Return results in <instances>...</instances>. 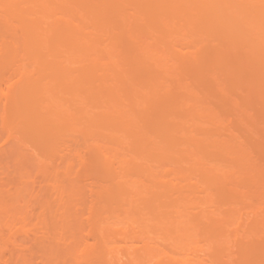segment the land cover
Returning a JSON list of instances; mask_svg holds the SVG:
<instances>
[{
    "label": "rangeland",
    "instance_id": "rangeland-1",
    "mask_svg": "<svg viewBox=\"0 0 264 264\" xmlns=\"http://www.w3.org/2000/svg\"><path fill=\"white\" fill-rule=\"evenodd\" d=\"M116 1L56 0L63 10L74 9L70 11L71 14H68V16L65 14L70 12L65 13L62 9L60 10L59 7H56L57 3L54 0L53 15L50 14L49 18H46V25H43L44 28H42L45 33L44 54L42 53L43 50L37 48L38 45H35L33 34L29 31L30 29L28 30L26 20L29 19L27 17L23 18L24 16L18 15V13L14 12L17 15L13 13L14 9L8 7V5L13 6L14 2H9L7 5L0 0V264H181V262L184 264V260L187 261L185 264H264V96L262 94L258 95L264 90L263 88L261 92L259 91L262 86L264 87V62L263 65H261L262 62L261 64L258 62L253 66L248 63L251 53L248 46V51L244 48H247L245 47L247 43L255 39L252 34L253 39L250 38L249 41L247 37L249 38L251 35L245 33L246 36L242 32L243 25L236 20V8L242 4V0H193L191 3L192 8L198 9L196 11L199 13L193 9L190 13L191 15L193 12V15L185 17V21L182 19L183 21L179 22L180 25L176 23L179 27L177 29V26L174 27V36L168 39L174 40L173 42L171 40V46L168 44L170 43L167 42L168 40L164 41L159 36L157 38L156 33L158 32L156 29L158 30L157 26H162V24L160 25L161 19L159 12L154 9V13L150 11L152 7L147 4L149 1ZM212 3H214L213 7H211ZM79 4H83V8L85 6L84 11L83 9L77 10L78 7L81 8ZM74 6H78L76 12ZM92 7L96 9L94 10ZM119 7L122 13H119L121 12ZM55 9L59 11L55 13ZM60 11L64 13L62 14ZM120 14H124L125 21L127 17L132 18H128L130 25L134 24L130 30L133 33V29L137 28V31H139L137 35L132 36L129 29V34L126 33L125 25L127 21L124 25L123 17ZM83 15L87 16H84L87 21L83 18L82 24L80 23L82 25L81 30H79L80 25L78 22L81 21L80 18L82 17L80 16ZM259 15L262 16L261 12ZM193 16L195 19L199 18L193 21ZM190 17H192V21L189 20ZM200 17H204L203 20L206 19L207 21H202ZM64 18L68 19L65 20ZM93 18H97V21L101 19L98 22H103V25L97 21L96 23L102 25L103 29L106 28V23L109 24L108 21H113L109 24L113 23L112 27L107 26L103 30L99 25L96 26L93 23ZM134 18L136 20H133ZM262 18L264 20L263 16ZM208 20L213 21L208 22ZM156 21L158 23L155 24ZM52 22H58V24L53 26L55 23ZM73 23L78 25L77 30L83 35H90L94 38L100 35L102 41L99 42L101 45H98L97 51L91 50L92 52H88L87 56L89 57L82 59L83 61L77 60V63H70V66L68 65L72 76L76 78L77 72H86L88 75V67L94 65L92 59H98V61L101 59L99 62L101 64L96 69L99 68L98 70H100V67L102 69L97 70L98 72H92L94 74L91 75L92 80H94V76L96 77V81H94L97 85L92 83L90 78V81H88L86 75L80 77V83H78L80 89L78 91L81 92V95L80 92L79 95H74L71 81L69 84H65L66 87H64L65 85H60L61 87L56 85L54 88L56 93L53 92L62 104L60 110L63 114L60 115L70 113L68 118L73 120L72 114L82 115L84 112L94 114L98 110L103 114L105 103L102 93L104 91L101 94L99 93L104 89L102 84L105 80L102 81L101 77H104V72H110L109 76L106 77L108 80L109 77L113 80L115 78V80L113 82L110 79L109 82L107 81L108 83L105 81L107 85L115 82L121 83L120 81H122L118 85L119 89L117 91L119 96L117 99L119 100L116 99L117 106H119L117 108L120 109V112L123 109L125 110L120 114L121 119L123 118L122 120L126 121L127 127L132 122L130 117L134 121L136 120L135 123H132L131 128L137 130L133 129L134 133L138 132L137 136L140 135L139 137H134L136 134L132 137L131 134L132 138H127L128 134L124 133L127 129L126 124L124 127L112 126L113 133L110 135V132L99 130L97 132V129L88 128L78 122H76L78 124H73L72 121L71 125L66 123L65 126L64 123L55 118L53 119L58 122H53L52 118H50L52 122L50 120L49 122L47 117H45L47 120L42 119L41 121L43 115L41 112H43L44 107L42 103L45 94L40 86L39 90L35 89L36 96L30 92L32 100L31 97H28L27 94L30 93H27L26 88H36L33 84L36 85L38 80L39 83L44 77L55 75L54 73L59 69V64H56L51 54L52 50L55 51L57 48L54 41L57 42L59 38H64L70 33L75 34L76 29L74 28H76V25L74 27ZM116 23L122 29L116 27ZM204 23L207 26L212 23L213 28L210 27L213 31L209 30L205 34V29H202L205 27ZM236 24L238 25L236 26ZM150 25L153 27L150 28L151 33L155 29L156 38L147 30ZM197 26L200 28L198 29ZM57 27L59 28L57 29ZM117 28L122 32L124 30L123 33L121 32L122 35L124 34L121 35L122 39H128L129 41V38H131L132 43L131 41L129 42L131 44L128 43L131 46L141 39L142 34L148 36H146L148 40L143 37L142 41H139L142 45L139 43H137L138 46L136 45L135 51L140 46L141 48L137 52H142L143 55L146 47L143 51L141 49L144 45L147 46L146 44L149 43L148 46L150 45L149 47L152 48L153 41V47L155 43H158L160 47L163 44L164 49H160L165 50L164 57L168 59L164 57L161 59L168 60L167 67L163 68L166 71H163L161 65L166 61H160L159 68L157 64L155 66L152 64L153 61L150 63L153 68H158L155 73L158 81L155 78V80L151 79V83L156 81L155 88L160 86L158 91L154 88L158 94L153 89L152 92L155 94H151V92L148 95V87L145 86L150 83L146 80L149 81L152 78L150 72L147 74L149 68L148 61H145L147 59H144L145 62L135 63L136 57L132 52L135 48L132 46L134 48L132 49L128 45L127 47L126 45L123 46L124 41L121 45L122 40L118 37L121 33ZM26 30H28L30 41L26 38ZM102 30L105 35L107 34L106 36ZM243 31L246 32V30ZM109 35L110 37H108ZM29 36L27 35V37ZM46 36L49 38L47 39ZM98 38L100 37L95 39L98 40ZM158 39L159 41L155 42ZM103 42L105 45L108 43L111 48H108L107 45L104 46ZM126 42L127 40L125 44H127ZM160 43L162 44L160 45ZM102 45L106 50L101 48ZM120 45L125 47L126 50L129 48L128 51L130 50L131 54L129 52L127 56L128 51L126 52L124 49L121 52L122 47ZM159 46H157L158 49ZM151 48L147 50L151 51ZM153 50L151 52L153 57L161 52L157 50L155 55ZM169 50L172 53L167 54ZM163 51L161 54H164ZM145 53L147 55V51ZM124 54L128 58L132 55L131 57H134V59H128ZM151 55L147 58L152 59ZM253 56L255 57V55ZM118 58L121 61L116 60ZM108 61L111 62L108 63ZM88 63L91 64L88 65ZM84 64H86L85 68H88L87 70L83 67ZM131 64L133 67L130 68ZM115 65L125 78L119 77L117 79L119 72L116 71ZM138 66H141L139 67L140 70H138ZM62 67H64V64ZM246 67H248V70L245 69ZM78 68L81 71L77 70ZM132 68L133 73L129 72ZM150 68V70L153 69ZM102 70H104L103 73L99 74ZM238 73L239 75H237ZM24 74L28 76L27 81L23 80ZM258 74L263 75L262 80H259L260 77L258 79ZM130 76H134V79ZM74 81L77 80L74 79ZM123 81L126 84L128 82L127 85L131 86L129 89L131 88L133 96L135 95L133 93L135 87L141 89L140 94L142 93L145 101L138 95L139 100L133 102L132 94L127 93L126 90L131 91L126 88L128 86L124 85ZM97 86L100 91L96 90ZM140 86L143 87L140 88ZM24 87L26 88L22 89ZM124 89L127 94L124 93ZM17 90H20L21 96ZM32 90L34 91V88L29 91ZM164 91L170 92L169 95L167 92V95H163ZM135 93H138V91ZM18 94L21 98L20 101ZM99 96L101 97L99 98ZM99 103L104 107H100ZM120 104H123V107ZM100 108L104 109L101 110ZM187 110L194 113H188ZM195 110L197 111L196 114ZM39 111L40 113H38ZM171 111L175 116L182 115V117L177 119ZM127 115L129 120H127ZM169 115L171 116L170 119L168 118ZM191 115L193 119L190 118ZM63 118L65 117L62 116L61 120H65ZM68 118L66 117V120ZM165 119H168L167 123ZM177 120L188 121V124L184 125L183 123L182 125L183 127L189 126L190 130L192 129V126L190 127L192 122L199 126L193 125L197 128H195L196 130L199 129L202 135L192 129V132H188V136L190 135L189 137L193 139L194 143L197 142L199 148L203 146L201 150L199 149L201 152H197L198 149L196 148L197 151L193 150L195 153L192 154L194 145L185 132L182 133L181 130L180 133V128L183 129L182 125L178 130V126L175 128L177 134L174 133L178 136L175 135L176 139L170 138L169 132L166 133L165 129L170 130L171 133L174 131H171L170 128L178 123ZM37 121L38 124L44 122L40 124L43 127L44 125L46 127L50 126L49 129L47 128L46 131L39 128L40 125H37ZM46 121L48 122L47 125ZM85 127L87 128L85 129ZM122 127L123 130L118 129ZM137 127H140L139 129L142 131L139 132ZM87 129L93 133L88 132ZM205 131L210 133V137ZM94 132H96L97 137ZM106 133L109 137H106ZM149 135L150 137H148ZM172 135L174 134L172 133ZM203 135L210 138L208 140L205 137L208 141L214 140L215 146L211 145V141V144L207 143L206 139H204L205 143L201 142L202 140L198 141L203 139ZM175 136L173 137L175 138ZM164 137L165 140H163ZM150 138L151 140L156 139V142L159 139V143H154L153 140L152 143L148 140ZM197 138L198 140L194 141ZM149 141L151 142L150 148L153 149L151 152L146 147L149 148ZM136 142L138 143L136 144ZM174 142L178 143L176 148L173 145L174 149L177 150H173V147L170 149L171 144ZM162 143L164 147L167 146L165 147L166 151L169 149L167 152L164 151L165 148L162 149ZM143 144L145 145L142 146ZM217 144L226 145L225 147L229 148L228 152L225 151L226 149H217ZM169 145L171 146L169 147ZM156 146H159L158 150ZM101 149L105 152L101 153ZM99 154H105V162H102L104 160ZM126 171L127 173H125ZM207 176L210 178L208 179L210 184L206 181ZM116 177L120 179L117 183H115L117 181ZM216 178L219 180L217 181ZM126 179L128 180L127 184L125 183ZM119 182L120 186L118 185ZM113 184H115L114 187ZM117 187L118 190H116ZM230 187L235 192H232L233 190ZM125 188L129 194L126 193ZM129 188H132V190ZM151 188H154V190H151L153 197L150 199V195H152ZM130 191L134 194H131ZM230 191L236 195H230ZM104 192H108L107 195H103ZM164 194L169 200L168 203H172V209H169L171 207H164L170 210H166L170 212V218L167 217L169 220L163 218L169 214L167 213V215L165 209L160 207L164 203L161 202L162 199L164 201ZM229 195L231 198L235 197V199H228ZM157 196L161 198L159 199ZM146 197L148 201H145L147 200ZM153 198L157 202H152ZM142 201L149 203L148 209H144ZM152 203L153 205L158 203V209L155 208L156 204L151 207H153L154 212L159 210L158 213L161 214L160 220L162 221L156 218V216L159 217L158 213L154 215L155 219L152 214L148 213ZM160 208L164 209L166 215L162 216L163 211ZM150 212L152 213L153 210ZM215 222L222 225V228L220 225L216 226ZM217 228L221 229L219 230V236H217L218 241H216V234H213L217 233ZM223 228L224 231H222ZM222 232H224V235L221 234ZM221 247L223 248L220 249Z\"/></svg>",
    "mask_w": 264,
    "mask_h": 264
},
{
    "label": "bare ground",
    "instance_id": "bare-ground-1",
    "mask_svg": "<svg viewBox=\"0 0 264 264\" xmlns=\"http://www.w3.org/2000/svg\"><path fill=\"white\" fill-rule=\"evenodd\" d=\"M2 1H4V3H6L7 5L9 4V2L11 3V2H14V4H13V6H11V4H9L8 5V7H12L13 9H14V11H13V13L15 12V13H18V15H22V16H24L23 18H25V17H27V19H29L28 21L26 20V22H28V30L33 34V37H34V42H35V45L37 46V48L38 49H41V50H43L42 51V53H44L45 54V52H44V50H45V40H44V37H45V33H44V29L42 30V28H44L43 27V25L45 26L46 24H45V20H46V18L50 15V14H52L53 12L52 11H54V8H53V5L55 4V3H57L56 2V0H55V3L53 2L54 0H2ZM7 1V2H6ZM62 1V0H61ZM95 1V0H94ZM97 1H99V0H97ZM111 1V0H110ZM114 1V0H113ZM118 1V0H117ZM116 1V2H117ZM140 1V0H139ZM144 1V0H143ZM149 1V2H148ZM192 1L193 0H147V4H149L151 7H152V9H150V11H153V9L155 10V11H157V12H159V16H160V21H161V23H160V25L162 24V26H157L158 27V30L156 29V31L158 32V33H156L155 32V29H153L154 31L151 33V29L150 28H153V27H151V25H150V27L148 28L147 27V30H149L150 31V33L151 34H153L155 37L154 38H156V35H157V38H158V36H159V38L160 39H162V40H168L171 36H174L173 35V33H175V32H173V31H175V29H174V27H176L177 26V24L176 23H179V22H181V21H183L182 19H184L185 17H187V16H189L190 15V13H191V10H193L194 8H192L193 7V5L191 4L192 3ZM212 1V0H211ZM90 2V1H89ZM122 2H125V1H123L122 0ZM137 2H138V0H137ZM54 3V4H53ZM93 3V2H92ZM112 3V2H111ZM233 3V2H232ZM235 3V2H234ZM77 4V3H76ZM87 4V3H86ZM99 4H100V2H99ZM102 4V3H101ZM104 4V3H103ZM102 4V5H103ZM114 4H115V2H114ZM116 4H118V3H116ZM123 4V3H122ZM208 4H210V3H208ZM15 5V6H14ZM58 5V6H57ZM57 5H56V7H59L60 8V10L62 9L63 10V8H61L60 6H59V4L57 3ZM73 5V4H72ZM80 5V4H79ZM83 4H81L80 6H81V8H79L78 6V9H77V7H75V12L78 10L79 11V9H83V11H84V9H85V6H84V8H83V6H82ZM119 5H121V4H119ZM205 5H207V4H205ZM213 5H214V3H212V6L211 7H213ZM238 5V4H237ZM68 6V5H67ZM94 6V5H93ZM118 6V5H117ZM147 6V5H146ZM201 6H202V4H201ZM239 6V5H238ZM237 6V8H236V14H237V16H236V20H237V22H239V23H241L242 25H243V30H246V32H244L243 30H242V32L245 34V33H248L249 35H251V37H247V39L250 41L251 39H253L252 37L254 36V41H250L249 43H247V42H245V43H247V45L245 46V44H244V46L245 47H249V51H250V55H251V57H250V55H249V57H250V60H249V58H248V60H249V62L248 61H246V62H248V63H250V65L252 64V66H253V64H255V63H258V62H260L259 64H261V62H262V64L261 65H263V62H264V20H263V18H262V16L264 17V0H242V4L238 7ZM64 7V6H63ZM122 7H124V6H122ZM210 6L208 5V8H209ZM87 8V7H86ZM93 8V7H92ZM129 8V7H128ZM132 8V7H131ZM197 8H198V6H197ZM10 9V8H9ZM12 9V10H13ZM58 9V8H57ZM77 9V10H76ZM91 9V8H90ZM94 10L96 9V8H93ZM92 9V11L93 12H95L94 10ZM206 9V8H205ZM68 10V9H67ZM63 10V11H65V13L66 12H70V11H72V10H74V9H72V10ZM106 10V9H105ZM125 10V9H124ZM133 10V9H132ZM195 10V9H194ZM196 10H198V9H196ZM195 10V12H197ZM57 11H59V10H57ZM57 11H56V9H55V13H57ZM82 10H81V12H83ZM119 11H121L120 10V7H119ZM127 11V10H126ZM257 11V12H256ZM11 12V11H10ZM61 12V11H60ZM138 12H140V11H138ZM206 12V11H205ZM209 12V11H208ZM260 12H261V14H262V16L261 15H259L260 14ZM14 13V14H15ZM54 13V14H55ZM62 14L64 13V12H61ZM73 13H74V11L72 12V15H73ZM119 13H122V11L121 12H119ZM127 13H129V12H127ZM134 13V12H133ZM141 13V12H140ZM153 13H154V11H153ZM197 13H199V12H197ZM258 13V14H257ZM70 15L71 14V12L70 13H67V14H65V15ZM81 14V13H80ZM84 14H85V12H84ZM96 14V13H95ZM97 14H98V11H97ZM96 14V15H97ZM194 13L192 12V14L191 15H193ZM255 14H257V16H255ZM15 15H17V14H15ZM53 15V14H52ZM64 15V16H65ZM68 15V16H69ZM71 15V16H72ZM77 15H78V12H77ZM82 15V14H81ZM123 18H122V21H123V23H124V25H125V23H126V21H127V23L129 24V28H128V24L126 23V25H125V31L127 30V34H129V31H128V29L130 30V28L132 27V25H134V24H132V25H130V18L129 17H127V20L125 21V18L126 17H124L122 14H120ZM131 15V14H130ZM190 15V16H191ZM195 15H197V14H195ZM202 15V14H201ZM87 17L86 15H83V16H80V17H82V18H80L81 19V21L79 20V30H81V24H82V20H83V18L86 20L87 18H85V17ZM152 16H154V15H152ZM198 16V15H197ZM207 16V15H206ZM261 16V18H262V21H261V18H259ZM96 17H98V16H96ZM105 17V16H104ZM211 17H213V15H211ZM233 17V16H232ZM49 18V17H48ZM129 18V19H128ZM151 18V17H150ZM193 18H194V16H193ZM199 18V17H198ZM197 18V19H198ZM200 18H202V17H200ZM65 19V18H64ZM68 19V18H67ZM67 19H65V20H67ZM97 19V18H96ZM95 18H93L92 20H94L93 21V23H95L96 24V26H98L99 24H97L96 23V20ZM132 19V18H131ZM143 19V18H142ZM188 19V18H187ZM192 19V17H190L189 18V20H191ZM197 19H192L193 21H196ZM204 19V17L202 18V21H207L206 19L205 20H203ZM209 19V18H208ZM215 19V18H214ZM84 20V21H85ZM103 20V19H102ZM121 20V19H120ZM120 20H119V22H120ZM128 20H129V22H128ZM133 20H136L135 18L133 19ZM132 20V21H133ZM151 20V19H150ZM188 20V21H189ZM191 20V21H192ZM232 20V19H231ZM47 21V20H46ZM87 21V20H86ZM85 21V22H86ZM98 21H101V19L100 20H98ZM97 21V22H98ZM115 21H116V19H115ZM184 21H185V19H184ZM210 21H213V20H210ZM209 20H208V22H210ZM218 21V20H217ZM111 22H113V21H108V23L110 24ZM136 22V21H135ZM199 22V21H198ZM208 22H206L207 24H208ZM215 22V21H214ZM233 22V21H232ZM52 23H55L53 26H55L56 24H58V22L56 23V22H52ZM81 23V24H80ZM88 23V22H87ZM98 23H100V24H102L103 25V22H98ZM118 23V22H117ZM116 23V27H118V28H121V26H119L118 24ZM121 23V22H120ZM122 23V24H123ZM145 23V22H144ZM156 23H158L157 21L155 22V24ZM218 23V22H217ZM227 23V22H226ZM226 23H225V25H226ZM63 24V23H62ZM64 24H66L65 22H64ZM74 24V23H73ZM72 24V25H73ZM107 25V23H106V28H107V26H111V25ZM147 24H148V22H147ZM146 24V25H147ZM164 24V25H163ZM201 24H203V23H201ZM200 24V25H201ZM207 24H205L204 23V28H202L205 32V34L207 33V31H209V30H211V27L213 28V24L212 23H210V26L208 25L207 26ZM228 24V23H227ZM26 25V26H27ZM75 25L76 24H74L73 26L75 27ZM84 25V24H83ZM102 25H99L100 27H101V29H103V26ZM135 25H137V23H135ZM179 25H180V23H179ZM179 25L176 27V29L179 27ZM194 25V24H193ZM224 25V26H225ZM235 25V24H234ZM238 24H236V26H237ZM48 26V25H47ZM61 26V25H60ZM59 26V27H60ZM77 26L78 25H76V28H74V29H76V31L74 32L75 34H71L70 33V35H68V36H66V37H61V38H59V41H57V42H55L54 41V43H56L55 45H57V48L56 47H54V48H56L55 49V51H53L52 50V52H51V54H52V56H53V58H54V61L56 62V64H59V69H57V72H55L54 74L55 75H52V77H50V76H47V77H44L43 79H42V81H40V82H42V83H38V81L36 82V85L35 84H33V86H36V88L35 87H32L31 89H33L34 88V91L32 90V91H29V90H31L30 88H26V87H24V88H22V89H25L26 88V90H27V93H30V92H32V94L33 95H35L36 96V94L34 93V92H36L35 91V89H40L39 87L41 86V90H43V92H44V94H45V99H44V102L42 103V101H40V99H39V101L42 103V105L44 104V107H43V112H41V114L43 113V115H42V118H41V116H39L40 118H41V121H42V119L43 120H47V121H49L50 120V118H55L56 120H58V121H60V122H62V123H64L65 124V126H66V123L67 124H70L71 125V123H73V124H75L76 122H78V123H81V125L83 124V126L84 125H86L88 128L89 127H91L92 129H97L96 131L97 132H99V131H105V132H110V135L113 133L112 131V126L113 127H116V126H123L124 127V125L127 127V123H126V121H123L122 119H121V113H123L122 111L124 110L123 108H121V109H123L121 112H120V109H118L117 107H119V106H117V100H119V99H117L119 96H118V89H119V87H118V85L119 84H121L122 83V81H120L121 83H117V82H115L114 84H109V85H107L106 83H108L109 81H110V79H112L113 80V78H110L109 77V80H108V78L106 77V76H109L108 74H110V72L109 73H105L104 72V74L105 75H103L104 77H101L102 78V81L103 80H105L106 81V83H105V81L103 82V87H104V89L102 90V91H100V89L98 90V86H97V91H100V93L99 94H101L103 91L105 92H103L102 94L104 95V96H102V97H104V103H105V111H104V113L103 114H101V112L99 111H97L98 112V114H97V112H95L96 113V115H95V113L94 114H89L88 112H84V113H82V115H75V114H72L71 116H73L74 118H72L73 120H71V118H68V115L70 114H64V115H60V114H63L62 112H61V110H60V108H61V102H60V100L58 99V97L56 96V90L54 89L55 87H56V85L57 86H62V85H65V84H69L70 83V81H71V83L74 85H72V88H73V92L75 93L74 95H81V92L80 91H78V89H80V88H78L79 86H78V83H80V80L79 79H81L82 78V76H85L86 75V79H88V81H90V79L92 80V78H91V75H93L94 73H92V72H95V71H97L98 69H96L97 68V66L99 65V64H101V63H99L100 62V60L98 61V59H92L93 60V63H94V65H90L91 63H88V65H90L88 68H85V66H86V64H84V68H85V70H87L88 69V71L87 72H89V74L87 75L86 74V72H80V73H78L77 72V77L76 78H74L73 76H72V72L70 71V67H68V65L70 66L71 64H73L74 62L75 63H77L79 60H84V58H86V57H89V56H87V54H89L90 53V51L92 50V51H97V47H98V45H101V44H99V42L101 43V36L100 35H98L97 34V32H96V34L98 35V36H96V37H100V38H98V40L97 39H95L94 37H90V35L89 36H87L86 34H82L80 31H78L77 29ZM148 26V25H147ZM183 26V25H182ZM191 26V25H190ZM189 26V27H190ZM195 26V25H194ZM222 26V25H221ZM220 26V27H221ZM226 26H228L229 27V25H226ZM225 26V27H226ZM20 27L22 28L23 26L22 25H20ZM59 27H57V29L59 28ZM88 27V26H87ZM112 27V26H111ZM126 27H127V29H126ZM163 27H164V29H163ZM181 27V26H180ZM184 27V26H183ZM207 27V28H206ZM217 27V26H216ZM46 28V27H45ZM48 28H49V26H48ZM69 28H70V26H69ZM106 28H104V29H106ZM117 28V29H118ZM134 28V27H133ZM141 28V27H140ZM155 28V27H154ZM193 28V27H192ZM197 28H198V26H197ZM200 28V27H199ZM198 28V29H199ZM224 28V27H223ZM227 28V27H226ZM225 28V29H226ZM22 29H24V27L22 28ZM52 29H54V28H52ZM51 29V30H52ZM61 29V28H60ZM83 29V28H82ZM95 29V28H94ZM103 29V30H104ZM122 29V28H121ZM124 29V28H123ZM135 29H136V31H137V28H134L133 30H134V32L132 33L131 32V30H130V33H132L131 35L133 36L134 34L135 35H137L138 34V32L139 31H137V33H135L136 31H135ZM142 29V28H141ZM190 29H191V27H190ZM196 29V28H195ZM222 29V28H221ZM228 29V28H227ZM237 29V28H236ZM240 29V28H239ZM25 30V29H24ZM28 30H26V32L28 31ZM102 30V32L104 33V31ZM194 30V29H193ZM214 30H215V27H214ZM57 31V30H56ZM118 31H120L119 33H121L122 32V30H120V29H118ZM141 31V30H140ZM143 31V30H142ZM141 31V32H142ZM162 31V32H161ZM202 31V30H201ZM211 31H213V30H211ZM238 31V30H237ZM41 32V33H40ZM52 32H53V30H52ZM76 32H79V33H76ZM123 32H124V30H123ZM122 32V33H123ZM250 32V33H249ZM28 33V32H27ZM26 33V38H27V40H29L30 39V36H29V33L27 34ZM54 33V32H53ZM52 33V35L54 36V34ZM81 33V34H80ZM103 33H102V35H103ZM122 33L121 34H119L118 35V37H119V39L121 38V45H123V46H125L126 45V47H127V45H128V43L131 41V43H132V40H130L131 38H129V41H128V39H126L127 40V44H125V39H122L123 37H121V35H122ZM154 33H156V35L154 34ZM160 33V34H159ZM203 33V32H202ZM209 33V32H208ZM230 33V32H229ZM236 33H238V32H236ZM65 34V33H64ZM150 34V35H151ZM252 34H253V36H252ZM27 35L29 36V37H27ZM46 35H48V34H46ZM50 35V34H49ZM104 35H105V33H104ZM107 35V34H106ZM105 35V36H106ZM124 35V34H123ZM122 35V36H123ZM146 35V34H145ZM152 35V36H153ZM246 35V34H245ZM95 36V35H94ZM147 36V35H146ZM146 36H143V34H142V37H141V39H139V41H142V38L143 37H146ZM247 36V35H246ZM57 37H59V36H57ZM88 37V38H87ZM108 37H110V35L108 36ZM148 37V36H147ZM146 37V38H147ZM46 38H47V36H46ZM45 38V39H46ZM49 38V37H48ZM47 38V39H48ZM92 38V39H91ZM94 38V39H93ZM103 38V37H102ZM251 38V39H250ZM53 40H54V38H52ZM56 39H58V38H56ZM55 39V40H56ZM99 39H100V41H99ZM104 39V38H103ZM152 39V38H151ZM247 39H246V41H247ZM31 40V39H30ZM29 40V41H30ZM145 40V39H144ZM147 40H148V38H147ZM154 40V39H153ZM171 40L172 39H170V40H168L167 42H170V43H168L170 46H171V44H172V42L174 41V40H172V42H171ZM106 41V40H105ZM124 41V42H123ZM135 41V40H134ZM133 41V42H134ZM137 41V40H136ZM139 41H137V43H139ZM159 41V39L158 40H156L155 42H158ZM110 42H111V40H110ZM109 42V43H110ZM122 42H123V44H122ZM46 43L49 45V43L47 42V40H46ZM58 43V44H57ZM131 43H129V44H131ZM137 43H133L134 45H128L129 47H131L132 49H134V51L136 50V45L138 46L139 44L140 45H142L141 43H139V44H137ZM153 43H154V41H153ZM153 43H152V48L151 47H149L148 46V44H146L147 46H145L144 45V47H142V49H141V51H143V49L145 48V50L147 51V55H146V51L144 50V55L142 54V52H137V51H139L140 50V46H139V48H137V51H132L135 55V57H136V59H135V63H141V61H144V59H147V60H145V61H148V72H147V74L149 73L151 76H152V78H150V80L148 81V80H146V82H150V83H148L147 85H145V84H143V85H145V86H147L148 87V95H150L149 93H151L152 91H154L155 89H157V91L159 90V88H160V86L158 85V84H156V85H158L159 86V88H155V83H156V81L155 82H153V83H151V81L155 78L157 81H158V78H156V76H157V74H155L156 73V69L158 70V68H159V63H160V61L161 62H165L166 61V63H161V65H162V69L163 68H165V67H167V61L168 60H162L161 58L162 57H164L165 56V50L163 51V44L162 43H160V45H161V47L159 46V44L158 43H155V44H157V45H155L154 44V47H153ZM103 45L104 46H106L107 45V47L108 48H111V47H109L108 45V43H106V45L104 44V42H103ZM101 46V48H105L104 46ZM120 45V46H121ZM123 46H121L122 47V49H120L121 50V52H122V50L124 49V51L126 50L125 49V47H123ZM157 46H159V49L157 48ZM43 47V48H42ZM167 47V46H166ZM248 47L247 48H244V49H247V51H248ZM53 48V49H54ZM149 48H151V51H149V50H147V49H149ZM157 48V49H156ZM160 48H163V49H160ZM242 48V49H243ZM251 48V49H250ZM94 49H96V50H94ZM113 49V48H112ZM129 49V48H128ZM128 49L126 50V52L128 51ZM131 49V50H132ZM139 49V50H138ZM153 49H155V50H153ZM168 49H170V48H168ZM103 50V49H102ZM104 50H106V48L104 49ZM152 50L154 51V54H155V51L157 52V50L158 51H161L160 52V54L162 53V51H163V53L164 54H157V56H155V57H153L152 55H151V52H152ZM91 51V52H92ZM101 51V50H100ZM109 51H110V49H109ZM89 52V53H88ZM112 52V51H111ZM110 52V53H111ZM130 52V50L126 53L127 54V56H128V53ZM149 52V53H148ZM254 52V53H253ZM114 53V52H113ZM170 53H172V52H170V50H169V52H167V54H170ZM253 53V54H252ZM93 54V53H92ZM121 54H123V53H121ZM126 54H124V56L125 57H127L126 56ZM129 54H131V52L129 53ZM148 54H150L151 55V57H152V59L151 58H147V57H150V55H148ZM107 55V54H106ZM111 55H112V53H111ZM146 55V56H145ZM156 55V54H155ZM159 55H160V57H159ZM172 56H173V54H171ZM216 55V54H215ZM253 55H255V57L253 56ZM42 56H45V55H42ZM93 56H94V54H93ZM103 56V55H102ZM104 56H105V54H104ZM132 55H130L129 56V58L131 59V58H133L134 59V57H131ZM125 57H123V58H125ZM214 57H216V56H214ZM254 59H253V58ZM94 58V57H93ZM98 58V57H97ZM103 58V57H102ZM114 58H115V56H114ZM128 58V57H127ZM128 58V59H129ZM165 59H168V58H166V57H164ZM194 58H195V56H194ZM193 58V59H194ZM149 59H151V61H149ZM192 59V60H193ZM78 60V61H77ZM82 60V61H83ZM97 60V61H96ZM116 60H119V61H121L119 58L118 59H116ZM115 60V61H116ZM246 60V59H245ZM77 61V62H76ZM90 61V60H89ZM97 63H96V62ZM107 61V60H106ZM144 61V62H145ZM154 62V63H152L154 66H155V64H157V66H158V68H153V66H151L152 64H150L151 62ZM111 62V61H110ZM109 61H108V63H110ZM71 63V64H70ZM115 63V62H114ZM118 63V62H117ZM138 63V64H139ZM64 64V67H62V65ZM66 64V65H65ZM96 64V65H95ZM138 64H136V65H138ZM164 64H165V66H164ZM247 64V63H246ZM133 65H134V63H133ZM135 65V66H136ZM100 66V65H99ZM98 66V67H99ZM111 66H113V65H111ZM116 66V65H115ZM122 66V65H121ZM156 66V67H157ZM95 67V68H94ZM130 68L131 67H133L132 66V64H131V66H129ZM137 67V66H136ZM139 67H141V66H138V68ZM150 67H152L153 69L152 70H150L151 68ZM257 67V66H256ZM112 68V67H111ZM116 68V71H118L119 72V75H118V78L117 79H119V77H123V75H122V72L119 70V68L116 66L115 67ZM121 68V67H120ZM123 68V67H122ZM129 68V69H130ZM248 67H246L245 69H247ZM96 69V70H95ZM102 68L100 67V70H101ZM125 69V68H124ZM135 69V68H134ZM259 69V68H258ZM77 70H80L79 68L77 69ZM100 70H98V71H100ZM133 68L131 69V71L129 70V72H132L133 73ZM138 70H140V68L138 69ZM150 70V71H149ZM154 70V71H153ZM248 70V69H247ZM250 70V69H249ZM81 71V70H80ZM97 71V72H98ZM103 71L104 70H102V72H99V74L100 73H103ZM112 71H113V69H112ZM122 71H123V69H122ZM163 71H166L165 69H163ZM259 71H261V69H259ZM107 72V71H106ZM117 72V73H118ZM128 72V73H129ZM139 72V71H138ZM247 72V71H246ZM85 73V74H84ZM131 73V75H133ZM135 73V72H134ZM79 74H84V75H79ZM153 74V75H152ZM155 74V75H154ZM165 74H166V72H165ZM164 74V75H165ZM170 74V73H169ZM111 75H112V72H111ZM122 75V76H121ZM237 75H239V73L237 74ZM245 75V74H244ZM259 75V74H258ZM90 76V77H89ZM101 76H102V74H101ZM155 76V77H154ZM263 76V75H262ZM261 76V74L258 76V79H259V77L261 78L262 77ZM42 77V76H41ZM81 77V78H80ZM93 77V76H92ZM131 78H133L134 79V76L132 77V76H130ZM129 77V78H130ZM143 77V76H142ZM141 77V78H142ZM245 77V76H244ZM28 78V76H25V74H24V77H23V80H25V81H27L26 79ZM90 78V79H89ZM95 76H94V80H95ZM123 78H125V77H123ZM136 78V77H135ZM144 78H145V75H144ZM143 78V79H144ZM147 78V77H146ZM149 78V77H148ZM237 78V77H236ZM246 78V77H245ZM250 78V77H249ZM74 79L75 80H77L76 82H77V85H76V82L74 81ZM117 79H116V81H117ZM152 79V80H151ZM154 79V80H155ZM238 79V78H237ZM264 79V78H263ZM94 80H92V83H95V81ZM114 80H115V78H114ZM114 80H113V82H114ZM247 80H248V78H247ZM259 80H262V78L261 79H259ZM79 81V82H78ZM87 81V80H86ZM94 81V82H93ZM108 81V82H107ZM249 81H250V79H249ZM75 84H74V83ZM124 83V85L126 84L125 83V81H123ZM245 82H246V80H245ZM259 82V81H258ZM263 82V81H262ZM25 83V82H24ZM37 84H39L38 85V87H37ZM41 84V85H40ZM96 84V83H95ZM105 84V85H104ZM122 84V85H123ZM127 84H128V82H127ZM126 84V85H127ZM150 84V85H149ZM55 85V86H54ZM79 85H81V84H79ZM97 85V84H96ZM123 85V86H124ZM258 85V84H257ZM260 85V84H259ZM54 86V87H53ZM60 86V87H61ZM128 87H126V86H124V87H126L127 89H129V87H131V86H129V85H127ZM136 86V85H135ZM139 86V85H138ZM157 86V87H158ZM255 86V85H254ZM59 87V88H60ZM64 87H66V85L64 86ZM81 88H82V86H80ZM141 87H143V86H140V88ZM260 88H261V86H259ZM88 88V87H87ZM125 88V89H126ZM145 88V87H144ZM155 88V89H154ZM255 88H256V86H255ZM259 88V89H260ZM263 86H262V88H261V90H259L260 92L263 90ZM20 89V88H19ZM125 89H124V93H125ZM131 89V88H130ZM129 89V90H130ZM134 89V88H133ZM154 89V90H153ZM90 91L92 90V89H89ZM89 90H87V91H89ZM135 92L136 91H138V93H135V92H133L135 95L133 96V94H132V90H130L131 92H128V90H126V92L127 93H129V94H132V97H133V102H135V101H137V99L139 100V98H138V95H139V97H142L143 98V95H142V93L140 94V92H141V89H138V87L136 88L135 87ZM161 92L163 93V89L161 88ZM165 90H167V89H165ZM55 93H54V92ZM89 91V92H90ZM92 91H95L94 89L92 90ZM150 91V92H149ZM156 91V90H155ZM157 91H156V93H157ZM170 91V90H169ZM264 91V90H263ZM263 91H262V93H260V94H258L257 92V94L260 96L261 94L264 96V94H263ZM17 92H19V94H20V96H21V93H20V90L18 91L17 90ZM16 92V93H17ZM22 92V91H21ZM71 92V91H70ZM80 92V93H79ZM89 92H86V93H89ZM165 93L167 92V91H164ZM79 93V94H78ZM90 93H92V92H90ZM98 93V92H97ZM127 93H125V94H127ZM163 94V95H167V93L166 94ZM170 93V92H169ZM169 93H168V95H169ZM19 94H18V99H19V101H20V96H19ZM95 94V93H94ZM98 94V95H99ZM151 94H155L154 92H152ZM158 94V93H157ZM28 95V97H31L32 95H31V93L30 94H27ZM30 95V96H29ZM97 95V96H98ZM26 96V95H25ZM101 96H99V98L101 97ZM117 96V97H116ZM181 96V95H180ZM180 96H179V98H180ZM28 97H26V98H28ZM116 97V98H115ZM127 97H129V95H127ZM135 97H137V98H135ZM151 97V96H150ZM32 98V97H31ZM31 98H28V99H31ZM37 99H38V97H36ZM40 98V97H39ZM98 98V99H99ZM142 98H140V99H142ZM178 98V97H177ZM184 98H185V96H184ZM117 99V100H116ZM131 99V98H130ZM129 99V100H130ZM144 99V98H143ZM32 100H33V98H32ZM34 100H35V97H34ZM143 101V100H142ZM144 101H145V99H144ZM169 101V100H168ZM167 101V102H168ZM100 102V101H99ZM132 102V103H133ZM141 102V101H140ZM147 102H148V100L146 101V104H147ZM149 102H150V100H149ZM41 103H40V105H41ZM102 103V102H101ZM101 103H99V106L101 105ZM145 103V102H144ZM103 104V103H102ZM129 104V103H128ZM121 105V104H120ZM123 105V104H122ZM121 105V106H122ZM132 105V107L134 108V106H133V104H131ZM134 105H135V103H134ZM140 105V104H139ZM145 105V104H144ZM104 106H100V107H104ZM120 106V107H121ZM138 106V105H137ZM173 106V105H172ZM171 106V107H172ZM190 106V105H189ZM123 107V106H122ZM126 107V106H125ZM174 107H176V106H174ZM194 107V106H193ZM192 107V108H193ZM116 108H117V111H116ZM170 108V107H169ZM189 108H191V107H189ZM189 108H188V110H189ZM40 109V108H39ZM38 109V110H39ZM101 109V108H100ZM104 109V108H103ZM103 109H101V110H103ZM194 109H195V107H194ZM40 110V111H41ZM60 110V111H59ZM118 110H119V112H118ZM127 110H129V109H127ZM166 110V109H165ZM169 110V109H168ZM187 110V112L189 113V112H191L192 114L194 113V112H192V111H194V110H192V109H190V110H192V111H188ZM40 111L38 112V113H40ZM125 111V110H124ZM131 111V110H130ZM174 111V110H173ZM61 112V113H60ZM182 112V111H181ZM196 110H195V114H196ZM134 113H135V111H134ZM171 113H172V115H174L173 114V112L171 111ZM41 114H39V115H41ZM125 114H128V113H125ZM125 114H123L124 116H125ZM179 114H183V115H185L184 113H179ZM65 115H67V116H65ZM129 115H131L130 113H129ZM164 115V114H163ZM171 115V114H170ZM168 116V118L169 117H171V116ZM197 115H199V114H197ZM43 116H44V118H43ZM52 116V117H51ZM62 116H64L65 118H63V119H65V120H61V117ZM70 116V115H69ZM175 116V115H174ZM38 117V118H39ZM45 117H47V119H45ZM49 117V118H48ZM66 117L68 118V120H66ZM165 117V116H164ZM163 117V118H164ZM173 117V116H172ZM177 119H178V117H182V115L181 116H175ZM175 117H173V118H175ZM154 118V117H153ZM162 118V119H163ZM190 118H192L193 119V117H192V115H191V117ZM195 118V117H194ZM198 118H199V116H198ZM197 118V119H198ZM51 119V120H52ZM55 119H53L52 121L54 122V121H56ZM136 119V118H135ZM170 119V118H169ZM180 119V118H179ZM186 119V118H185ZM50 120V121H51ZM71 122H70V121ZM75 120V121H74ZM127 120H129V116L127 115ZM149 120H151V119H149ZM164 120V119H163ZM46 121V122H47ZM49 121V122H50ZM51 121V122H52ZM58 121H56V122H58ZM73 121V122H72ZM130 121H132L130 124H128V125H130L129 127H127V129H126V132H124V133H126V137L127 138H132L133 136H134V134H136L134 137H139V136H137V134H138V132L136 133H134V130L133 129H135V128H131V125H132V123H135L136 122V120L134 121L133 119H132V117H130ZM137 121H139V120H137ZM140 121H141V119H140ZM156 121V120H155ZM165 121H166V123H167V121H168V119H165ZM174 121V120H173ZM178 121V123L176 124H174L173 125V123H172V125L174 126V127H167V128H170L171 129V131L172 130H174V131H172V133L174 134V135H172V133L170 132V130L169 131H167L168 129H165L166 130V133H168L169 134V136H171L170 138H173V139H176V132H175V128L178 126V128H177V130L179 129V127L184 123V125H186V123L189 121V119H188V121L186 122L185 120H181V121H179V120H177ZM176 121V122H177ZM182 121H184V122H182ZM45 122V123H46ZM143 122V121H142ZM170 122V121H169ZM172 122V121H171ZM41 123H44V122H41ZM40 123V124H41ZM78 123H76V124H78ZM152 123V122H151ZM189 123V122H188ZM187 123V124H188ZM40 124H38V121H37V125H40ZM48 124V122L46 123V125ZM54 124V123H53ZM171 124V123H170ZM179 124V125H178ZM192 124V125H191ZM44 125V124H43ZM57 125V124H56ZM167 125H169V124H167ZM171 125V126H172ZM193 125H195V124H193V122L192 123H190V127L192 126V129H194L195 131H197V132H199V134L201 133L200 131H199V129L198 130H196L197 128L196 127H199V126H194L193 127ZM33 126H34V124H33ZM60 126V125H59ZM63 126V125H62ZM155 126V125H154ZM170 126V125H169ZM37 127V126H36ZM50 127V126H49ZM49 127H46L45 125H44V127L43 126H39V128H42L43 130H48L49 129ZM87 127H85V129L87 128ZM123 127L122 128H118V129H121V130H123ZM166 127V126H165ZM165 127H163V128H165ZM189 127V126H188ZM188 127H186V126H184L183 127V125H182V128L183 129H181L180 128V133H181V130H182V133L183 132H185L186 134H187V136H188V132H190L191 130H190V128H188ZM34 128H35V126H34ZM45 128V129H44ZM48 128V129H47ZM90 128V129H91ZM138 129L140 128V127H137ZM188 128V130H186ZM196 128V129H195ZM201 128V127H200ZM41 129V130H42ZM91 129V130H92ZM129 129V130H128ZM130 129H131V133L129 134V132H130ZM185 129V130H184ZM89 129H87V131H88ZM90 130V131H91ZM99 130V131H98ZM136 130V129H135ZM144 130V129H143ZM158 130V129H157ZM161 131H162V129H160ZM164 130V131H165ZM184 130V131H183ZM90 131H88V132H90ZM93 131V130H92ZM91 131V133H93ZM137 131V130H136ZM140 131H142L141 129H139V132ZM193 131V130H192ZM191 131V132H192ZM201 131H203V130H201ZM104 132V133H105ZM128 132V133H127ZM133 132V133H132ZM176 134H175V133ZM205 132H207V131H205ZM95 133V135H96V132H94ZM100 133H102V132H100ZM103 133V134H104ZM122 133H123V131H122ZM124 133H123V135H124ZM148 133H150V132H148ZM171 133V134H170ZM208 133V132H207ZM89 134V133H88ZM107 134V133H106ZM131 134H132V137H131ZM168 134H167V136H168ZM205 134V133H204ZM92 135V134H91ZM94 135V134H93ZM94 135V136H95ZM151 135V134H150ZM150 135L148 136V137H150ZM153 135V134H152ZM162 135V134H161ZM176 135V136H175ZM200 135H202V134H200ZM207 135V134H206ZM208 135H209V137H210V133H208ZM104 136V135H103ZM106 136V135H105ZM173 136H175V138L173 137ZM190 136V135H189ZM188 136V137H189ZM93 137V136H92ZM96 137H97V135H96ZM106 137H109L108 136V134H107V136ZM125 137V138H126ZM165 137H166V135H165ZM165 137H164V139L163 140H165ZM178 137V136H177ZM206 137V136H205ZM204 137V135H203V139H199L198 140V138L196 139V140H194V141H200V140H202L201 142H204L205 143V141H204V139H208L209 137L207 136L206 138ZM101 138V137H100ZM167 138V137H166ZM169 138V137H168ZM190 138V137H189ZM140 139V138H139ZM154 139V138H153ZM152 139V140H153ZM179 139V138H178ZM177 139V140H178ZM206 139V141H207V143L209 142V144H211L210 143V141L212 142V144L211 145H213V146H215V144H214V140L212 141V140H210V141H208ZM148 140H150L152 143H153V141H154V143H159V139L157 140L158 142H156L155 140H151V138L150 139H148ZM170 140V139H169ZM177 140H175L176 142H177ZM192 143H193V145L195 146H191L192 147V154L193 153H195L193 150H196V148L198 149V151L197 152H199L201 149H202V147L201 148H199V145L197 144V142H193V139L192 138H190L189 139ZM139 141V140H138ZM147 141V140H146ZM149 141V148L151 147L150 145H151V142ZM173 141V140H172ZM171 141V142H172ZM180 141V140H179ZM144 142H145V140H144ZM171 142H169V143H171ZM176 142H174V143H176ZM181 142V141H180ZM138 142H136V144H137ZM146 143V142H145ZM171 144V145H169V147H170V149H172V147H173V145H174V147L176 148L178 145V143H176V144ZM200 143V142H199ZM165 144V143H164ZM145 144H143L142 146H144ZM156 145V144H155ZM162 145H163V143H162ZM191 145V144H190ZM220 145V146H219ZM197 146V147H196ZM223 146V147H222ZM226 145H224V144H217V146H216V148L217 149H226L225 151H227L229 148H226L225 147ZM147 147V150H149L150 152L153 150V149H149L148 148V146H146ZM157 147V146H156ZM165 147H167V146H165ZM164 145H163V147H162V149L164 150ZM174 147H173V150H177V149H174ZM204 147H206V146H204ZM222 147V148H221ZM158 148H159V146L157 147V150H158ZM207 148H209V146H207ZM212 148V147H211ZM210 148V149H211ZM155 149V148H154ZM161 149V148H160ZM200 149V150H199ZM216 149V150H217ZM102 150V152L101 153H104L105 151H103V149H101ZM146 150V151H147ZM169 149H167V151H168ZM191 150V149H190ZM205 150V149H204ZM212 150V149H211ZM214 150V149H213ZM145 151V152H146ZM156 151V150H155ZM154 151V152H155ZM164 151H166V148H165V150ZM166 151V152H167ZM219 151V150H218ZM100 152V151H99ZM144 152V153H145ZM149 152V153H150ZM191 152V151H190ZM201 152V151H200ZM228 152V151H227ZM143 153V154H144ZM215 153V152H214ZM223 153V152H222ZM225 153V152H224ZM141 154H142V151H141ZM140 154V155H141ZM146 154V153H145ZM153 154H155V153H153ZM213 154V153H212ZM216 154V153H215ZM100 155V154H99ZM105 154H103V155H100L101 156V158H102V160H104V161H102V162H105L106 161V157L104 156ZM140 155H139V157H140ZM103 156V157H102ZM141 158V157H140ZM136 164V163H135ZM137 166V165H136ZM106 167V166H105ZM105 167H104V169H105ZM129 167V166H128ZM126 168V167H125ZM107 169H109V168H107ZM101 170V169H100ZM125 170V169H124ZM102 171V170H101ZM103 172V171H102ZM105 172V171H104ZM124 172V171H123ZM114 173V172H113ZM125 173H127V171L125 172ZM107 174V173H106ZM105 174V175H106ZM129 174V173H128ZM108 176V175H107ZM112 177H113V174H112ZM121 177V176H120ZM123 177V176H122ZM217 177V176H216ZM116 179H117V177H116ZM128 179V178H127ZM125 180L126 182V184H127V181L128 180ZM208 179H210L208 176H207V179H206V181L209 183V181H208ZM114 181H115V178L113 179ZM216 180L218 181L219 179L218 178H216ZM113 181V182H114ZM118 181H120V179H117V181L115 182V183H117ZM123 181V180H122ZM124 182V181H123ZM221 182V181H220ZM129 183V182H128ZM109 184H110V182H109ZM125 184V186H126V188H127V185ZM210 184V183H209ZM111 185V184H110ZM114 185L115 184H113V187H114ZM119 186L121 185L120 184V182H119V184H118ZM129 185V184H128ZM158 185V184H157ZM217 185V184H216ZM118 186V187H119ZM154 186H156V185H154ZM154 186H152V187H154ZM159 186V185H158ZM229 186V185H228ZM227 186V187H228ZM116 188V190H118L119 188ZM133 187V186H132ZM161 187V186H160ZM224 187V186H223ZM222 187V188H223ZM126 188H125V190H126ZM156 188V187H155ZM231 188V187H230ZM130 190H132V188H129ZM154 190V188H151L150 189V192H152L153 190ZM157 189H159V188H157ZM232 189V188H231ZM230 189V190H231ZM116 190H113V191H115V192H117ZM127 190H128V188H127ZM126 190V191H127ZM152 190V191H151ZM156 190V189H155ZM233 190V189H232ZM121 191V190H120ZM229 191V190H228ZM106 192V191H105ZM104 192V194L103 195H107V193L109 192H107V193H105ZM124 192V191H123ZM149 192V193H150ZM155 192V191H154ZM232 192H235L234 190L232 191ZM120 193V192H119ZM126 193H128V191L126 192ZM130 193H131V191H130ZM133 193V192H132ZM131 193V194H132ZM226 193H228V192H226ZM230 193V195H232V196H234V195H236V194H234V193H231V191L229 192ZM129 194V193H128ZM134 194V193H133ZM155 194V193H154ZM102 195V196H103ZM110 195V194H109ZM121 195H123V194H121ZM230 195H229V197H228V199L230 198V200L232 199V200H234L235 199V197L234 198H231L230 197ZM101 196V197H102ZM134 196V195H133ZM159 196V195H158ZM157 196V197H158ZM165 196V197H164ZM124 197V196H123ZM126 197V196H125ZM129 196L127 195V198H128ZM145 197V196H144ZM153 197V192H152V195H150V199ZM157 197H155V198H157ZM118 198V197H117ZM159 198V197H158ZM161 198V197H160ZM159 198V199H160ZM163 198H164V201H163V199H162V203L164 204H160L161 206L160 207H171V208H169V209H172V206H171V204L170 203H168L169 202V200L166 198V194H164L163 195ZM166 198V199H165ZM102 199V198H101ZM116 199V198H115ZM130 199H131V197H130ZM145 199H147V197L145 198ZM137 200V199H136ZM144 200V199H143ZM166 200H168V201H166ZM125 201V200H124ZM145 201H148V199L147 200H145ZM145 201H142L144 204H143V206L145 207L144 209H148L149 207V203L147 204V202H145ZM154 201H156V200H154V198H153V201L152 202H154ZM157 202V201H156ZM165 202H167V203H165ZM170 202H171V200H170ZM151 203V202H150ZM158 203H160V202H158ZM158 203H154V205L156 204V206H155V208H157L158 209V207L159 206H157V204ZM117 204V203H116ZM126 204V203H125ZM114 205V204H113ZM154 205H153V203H152V205H150V207L151 206H153L154 207ZM168 205V206H167ZM175 205L173 204V207H174ZM153 207H151V209H150V211L151 210H153V212H154V209H153ZM160 209H162V208H160ZM165 209V208H164ZM164 209H162V211L164 210ZM169 209H165L164 211H168ZM148 212V210H147V212L148 213H150V214H152L153 216L156 214V213H158L159 212V210L157 211H155L154 213L152 212ZM163 211V213H162V216H164V215H166L167 213L169 214H167L168 216H165V217H163V218H166L165 220H167L168 218H170L169 216H170V212H167L166 211V214H164L165 212ZM170 211V210H169ZM145 213V212H144ZM159 217H157L156 216V218H158L159 220H160V215H159V213L157 214ZM231 215H233V214H231ZM228 216H229V214H228ZM168 217V218H167ZM154 219H155V216L153 217ZM162 218V219H163ZM227 218V217H226ZM232 218V217H231ZM169 220V219H168ZM160 221H162V220H160ZM216 224V226H218V225H220V224H217V222H215ZM214 225V226H215ZM221 226V228H222V225H220ZM169 228V227H168ZM218 228H220V227H218ZM217 228V233L215 232V233H213V234H216V241H218L217 240V236H219V230H221V229H218ZM222 231H224V228L222 229ZM222 235H224V232H222L221 233ZM101 235V234H100ZM106 235V234H105ZM103 240V239H102ZM107 241V240H106ZM107 245V244H106ZM223 247H221L220 249H222ZM107 250V249H106ZM180 260V259H179ZM180 262V261H179ZM183 262H187L186 260H184ZM184 263V264H185ZM180 264V263H179ZM181 264H183L182 262H181ZM189 264V263H188Z\"/></svg>",
    "mask_w": 264,
    "mask_h": 264
}]
</instances>
